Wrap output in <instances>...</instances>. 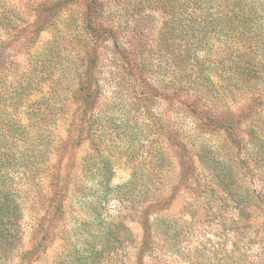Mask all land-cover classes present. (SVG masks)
<instances>
[{
	"label": "rangeland",
	"instance_id": "374dc122",
	"mask_svg": "<svg viewBox=\"0 0 264 264\" xmlns=\"http://www.w3.org/2000/svg\"><path fill=\"white\" fill-rule=\"evenodd\" d=\"M136 8L137 15L131 14ZM166 18L154 0H0V117L17 128L13 133L6 123L0 127L2 149L14 158L3 168L8 195L0 193V202L14 210L9 219H0V264H60L70 243L95 235L98 214L106 223H121L124 261H134V246L143 235L135 199L120 200L114 193L101 199L88 181L103 161L112 187L144 181L152 166L169 169L176 181L182 168L174 188L178 194L160 214H184V201L195 196L182 187L183 180L204 189V167L225 137L212 133L211 103H198L200 114L194 117L185 106L192 98L177 91V84V90L169 86L179 72L178 59L174 64L159 44ZM89 75L98 96L76 121L72 110L82 98L77 88ZM228 105L226 120L236 112ZM244 130L242 125L235 133L244 136ZM25 150L36 158L23 163L18 157ZM166 177L165 171L159 179ZM52 183L69 190L57 211ZM199 210L180 243L189 251L180 255L168 249L159 254L165 258L150 263L188 264L184 255L202 250L212 264V216L205 218L204 206ZM79 217L90 221L80 228ZM47 228L43 248L38 241Z\"/></svg>",
	"mask_w": 264,
	"mask_h": 264
},
{
	"label": "trees",
	"instance_id": "16d2710c",
	"mask_svg": "<svg viewBox=\"0 0 264 264\" xmlns=\"http://www.w3.org/2000/svg\"><path fill=\"white\" fill-rule=\"evenodd\" d=\"M154 1L168 17L163 23L165 37L159 44L165 54L172 56L174 64L178 59V77L173 73L169 86L177 90V84L180 88L177 91L192 98L185 106L194 117L200 114L198 103L212 104V133L224 135V142L212 154V164L205 163L207 180L203 190L198 186L193 188L190 180H183L182 187L195 197L192 202L184 201L181 216L160 212L178 194L174 188L184 175L182 168L178 169L177 183L170 180L169 169L152 166L146 171L144 181L137 184L129 179L112 187L107 162L98 164L88 181L94 184L101 199L107 200L109 193L120 200L135 199L134 208L139 212L143 235L134 246V261H124L127 253L122 245L126 232L120 229L121 223H106L98 214L92 222L96 225L95 235L90 240L85 238L76 244L70 243L69 251H64L66 257L63 256L59 263L145 264L148 259L150 263L165 258L159 254L168 249L181 255L189 249L180 243L197 222L199 208L204 206L205 218L212 216V264H264V0ZM138 12L136 8L131 14ZM91 77L89 75L85 86L77 88L82 98L80 107L72 110L76 121L78 117L83 120L98 96L99 87L90 86ZM229 101L236 112L226 120ZM97 117H93L94 123ZM5 123L0 117L1 128ZM242 125L244 136L235 133ZM8 131L17 133V128L9 124ZM81 133L80 128L78 136ZM3 146L0 138V193L8 195L4 191L6 173L3 168L11 165L14 158L2 149ZM182 146L186 148V143ZM30 156L36 158L25 150L18 158L27 163ZM165 171L167 181L160 180L165 177ZM52 185V207L57 211L66 201L69 190L64 183ZM98 202L103 201L99 199ZM13 210L10 203L0 202V219H9ZM185 214L190 217L189 222ZM79 218L80 228L90 221ZM47 233L48 228L38 246H46ZM184 257L188 264L208 263L202 250L195 251V256Z\"/></svg>",
	"mask_w": 264,
	"mask_h": 264
}]
</instances>
